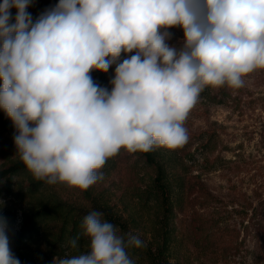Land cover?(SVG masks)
Here are the masks:
<instances>
[{
  "label": "clouds",
  "instance_id": "9594fccd",
  "mask_svg": "<svg viewBox=\"0 0 264 264\" xmlns=\"http://www.w3.org/2000/svg\"><path fill=\"white\" fill-rule=\"evenodd\" d=\"M30 3H0V110L19 159L48 185L86 191L122 149L183 146L205 88L239 90L264 70V0H58L35 22ZM171 28L183 31L179 48ZM113 64L109 90L91 73ZM101 216L81 224L89 250L53 264H136L127 249L144 242ZM8 231L0 216V264H20Z\"/></svg>",
  "mask_w": 264,
  "mask_h": 264
},
{
  "label": "rangeland",
  "instance_id": "374dc122",
  "mask_svg": "<svg viewBox=\"0 0 264 264\" xmlns=\"http://www.w3.org/2000/svg\"><path fill=\"white\" fill-rule=\"evenodd\" d=\"M57 3L31 0L26 11L35 22ZM10 11L14 23L17 9ZM169 31L168 43L179 48L182 29ZM124 58L122 54L120 62ZM115 67L106 73L93 71V80L111 90ZM216 100L220 102L201 95L186 121L189 139L183 146L152 151L153 163L122 149L101 170L103 179L86 191L37 181L26 168L2 180L0 213L20 264H53L55 257L86 253L89 240L81 235V224L93 211L104 221L105 212L112 213L122 222L112 223L118 235L126 239L131 233L144 242L142 248L127 249L136 264H153L148 253L152 255L163 232L170 237L164 264H264V256L253 253L257 222L264 218V70ZM15 134L12 123L0 128V168L19 160ZM158 167L169 177L168 212L155 186ZM198 187L214 197H197ZM43 206L50 210L41 216L38 232L16 245L13 238L23 214ZM77 237L78 248L73 249L70 241Z\"/></svg>",
  "mask_w": 264,
  "mask_h": 264
},
{
  "label": "trees",
  "instance_id": "16d2710c",
  "mask_svg": "<svg viewBox=\"0 0 264 264\" xmlns=\"http://www.w3.org/2000/svg\"><path fill=\"white\" fill-rule=\"evenodd\" d=\"M218 94L223 97H228L231 94V89L228 87H220V88L207 87L201 93L202 96L207 97L211 101L220 102V100H216V95ZM11 123H12L11 120L6 116L3 110H0V128L6 129L11 125ZM138 153L142 157H144V159L147 162H150V163L154 162V154L152 151L148 153L138 151ZM25 168L26 166L22 163L20 159L14 162H11L5 167L0 168V182L4 179H10L11 176H13L14 174H17L18 172H20L21 170ZM155 186H156V189L160 192L159 196L161 197V203L164 207V211L168 212L171 209L170 208L171 207L170 206L171 205V199H170L171 188L169 186V177H168L167 172L164 169H161L160 167L157 168V174L155 177ZM197 191H198L197 197H204V199L207 196L209 198L214 197V195L211 192H208L206 189L204 190L203 188L198 187ZM262 202H264V200ZM262 208H264V206ZM48 210H50L48 206H43L39 210H35L32 212H27L23 214L19 230L16 232L13 238V241L16 245L24 244L28 238L32 237L34 233L38 232L41 216L47 213ZM0 216H2L1 213H0ZM105 217L107 221L110 223H117V224L122 223L116 218V216L112 215V213L105 212ZM257 223L258 225L256 226L257 228L255 231L256 244H255L253 253L255 256L260 258L264 256V218ZM159 237L161 239L156 244L152 255H149L148 253V256L150 257L153 264H164L166 261L165 255H166V250L169 247L170 237H168L164 232L161 233ZM162 260H165V261L161 263Z\"/></svg>",
  "mask_w": 264,
  "mask_h": 264
}]
</instances>
